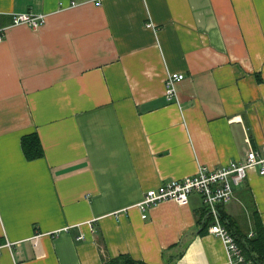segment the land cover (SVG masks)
<instances>
[{
	"label": "crops",
	"instance_id": "1",
	"mask_svg": "<svg viewBox=\"0 0 264 264\" xmlns=\"http://www.w3.org/2000/svg\"><path fill=\"white\" fill-rule=\"evenodd\" d=\"M0 36V264H230L199 195L139 204L264 146V0H0ZM249 203L264 226L257 168L224 206L251 238Z\"/></svg>",
	"mask_w": 264,
	"mask_h": 264
},
{
	"label": "built area",
	"instance_id": "2",
	"mask_svg": "<svg viewBox=\"0 0 264 264\" xmlns=\"http://www.w3.org/2000/svg\"><path fill=\"white\" fill-rule=\"evenodd\" d=\"M44 23L45 16L43 15L22 13L14 16L15 25L38 28ZM2 40L3 38L0 36V41ZM184 78V74H168L165 90L168 101L176 100V84ZM251 168L259 169V173L264 176V146L258 150H250L244 162H232L216 169L200 167L193 176L180 180L174 179L149 190L139 204L142 218L147 219V212L161 202L175 201L179 204H186L192 195L197 194L202 199L205 211L213 217L214 223L208 228V232L221 239L230 264H253L245 259L242 250L222 223L220 216V208L235 199L236 190L245 182ZM10 246L9 242L0 243V255L3 248Z\"/></svg>",
	"mask_w": 264,
	"mask_h": 264
},
{
	"label": "trees",
	"instance_id": "3",
	"mask_svg": "<svg viewBox=\"0 0 264 264\" xmlns=\"http://www.w3.org/2000/svg\"><path fill=\"white\" fill-rule=\"evenodd\" d=\"M22 150L28 161L41 159L44 156V149L37 133H30L22 137ZM254 205V204H253ZM248 204V210L252 216L254 235L249 237L248 232L241 231L237 228L236 220L227 215L224 207L220 208L221 221L227 227L229 232L235 238L238 246L246 260L253 264H264V226L257 209ZM200 235H206L208 228L214 223L213 217L208 215L204 210L200 219ZM103 245V240L99 239V246ZM104 264H145L136 261L129 256H119L117 258L104 259Z\"/></svg>",
	"mask_w": 264,
	"mask_h": 264
}]
</instances>
